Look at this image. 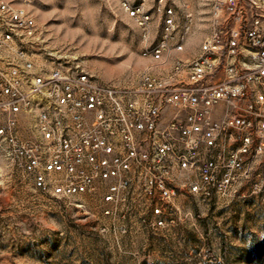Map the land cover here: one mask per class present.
<instances>
[{"label":"built area","instance_id":"2783aa9c","mask_svg":"<svg viewBox=\"0 0 264 264\" xmlns=\"http://www.w3.org/2000/svg\"><path fill=\"white\" fill-rule=\"evenodd\" d=\"M178 1L156 3L152 42L154 11L121 0L151 62L123 88L79 64L41 63L31 0H0V155L42 194L96 200L116 239L168 227L182 194L226 199L244 180L260 189L264 0H215L213 31L189 56L196 16Z\"/></svg>","mask_w":264,"mask_h":264},{"label":"rangeland","instance_id":"374dc122","mask_svg":"<svg viewBox=\"0 0 264 264\" xmlns=\"http://www.w3.org/2000/svg\"><path fill=\"white\" fill-rule=\"evenodd\" d=\"M130 1L154 11L149 38L158 41V0ZM188 2L196 23L182 56L193 55L215 23V0ZM30 10L41 63L79 64L98 81L123 88L151 64L141 54L142 29L121 0H31ZM255 174L261 177L256 194L245 180L226 199L182 194L168 227L116 239L96 200L42 194L0 155V264H264V155Z\"/></svg>","mask_w":264,"mask_h":264}]
</instances>
